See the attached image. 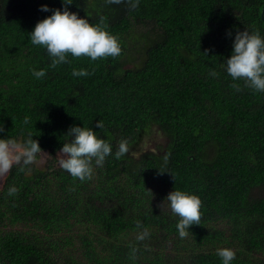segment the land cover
<instances>
[{"label":"trees","instance_id":"trees-1","mask_svg":"<svg viewBox=\"0 0 264 264\" xmlns=\"http://www.w3.org/2000/svg\"><path fill=\"white\" fill-rule=\"evenodd\" d=\"M263 5L74 0L69 10L114 34L121 55L70 56L51 68L28 33L60 0H0V137L31 134L49 157L43 168L14 165L0 187V264H221L220 247L234 250L232 264H264V92L223 67L226 30L264 36ZM41 68L46 75L36 79ZM74 68L90 75L73 77ZM71 125L93 128L113 152L127 140L129 151L80 182L57 159ZM150 134L162 143L141 149ZM165 154L170 173L159 171ZM10 185L19 188L14 197ZM172 188L202 201L200 224L183 239L165 198ZM137 220L150 231L144 241L135 239Z\"/></svg>","mask_w":264,"mask_h":264},{"label":"clouds","instance_id":"clouds-1","mask_svg":"<svg viewBox=\"0 0 264 264\" xmlns=\"http://www.w3.org/2000/svg\"><path fill=\"white\" fill-rule=\"evenodd\" d=\"M109 3H121V0H108ZM131 8L138 6L139 0H127ZM74 0H60V8H52L51 14L38 20L28 33L29 40L34 46L43 47L50 59V67L56 68L58 65L69 63V57H87L91 61L108 57H119L122 52L118 38L106 30L100 24L92 23L88 16H80L75 11H70L68 5H72ZM40 11L48 12L47 4L39 6ZM226 36L232 37L230 55L224 60V71L233 81H242L244 86L254 92H264V36L259 30L236 31L234 36L231 31L226 30ZM32 75L40 79L46 75V70H32ZM90 72L85 68L73 69V77H87ZM209 75L216 77V71H210ZM233 87L239 91L238 84ZM24 123H29V118L25 117ZM97 128H103L104 124L97 120ZM0 131L3 128L0 127ZM67 141L63 142L59 152V166L71 177L84 182L93 175L94 168L104 165L109 156L119 160L129 151L127 140L122 139L116 151L113 152V145L109 140L97 135L91 127L71 125L67 132ZM33 135H27L18 142L13 137H0V176H4L5 185L6 174L14 165H30L38 154H42L39 143L34 140ZM68 137H71L69 140ZM168 155L162 158L160 172L167 170ZM25 169V174L29 175V170ZM170 173V172H169ZM19 188L10 185L7 189L9 196H15ZM152 193V192H151ZM153 195V194H152ZM151 195V197H152ZM168 201L170 212L178 217L175 225L179 238L188 236L190 226L200 224L202 201L198 195L172 188L165 197ZM158 206V205H157ZM137 229L136 241H144L150 237V231L144 227L140 220L135 222ZM137 249L132 247V256H135ZM216 255L220 258L221 264H232L235 259V252L229 247L216 249Z\"/></svg>","mask_w":264,"mask_h":264},{"label":"rangeland","instance_id":"rangeland-1","mask_svg":"<svg viewBox=\"0 0 264 264\" xmlns=\"http://www.w3.org/2000/svg\"><path fill=\"white\" fill-rule=\"evenodd\" d=\"M157 143H162L161 136H159L157 134L146 135L143 137V140L140 143V148L145 149V150H152V149H154V146ZM47 155L48 154H46V153L40 154L39 157L37 159H35L30 165H33V167L36 166L38 168H43L44 165L46 164L47 159L49 158ZM60 155L61 154L59 152L57 155L58 163H59V160L61 158ZM30 173H31V171H29V174ZM4 176H5V174L3 176H0V187L3 186ZM253 196L260 197L261 195L259 194V192L257 190H254Z\"/></svg>","mask_w":264,"mask_h":264},{"label":"water","instance_id":"water-1","mask_svg":"<svg viewBox=\"0 0 264 264\" xmlns=\"http://www.w3.org/2000/svg\"><path fill=\"white\" fill-rule=\"evenodd\" d=\"M263 12H264V5H263V7L261 9V16H262Z\"/></svg>","mask_w":264,"mask_h":264}]
</instances>
